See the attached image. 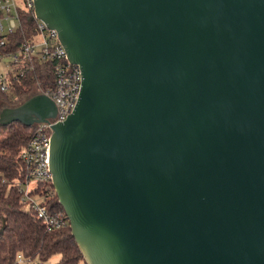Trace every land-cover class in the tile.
Listing matches in <instances>:
<instances>
[{
  "label": "water",
  "instance_id": "1",
  "mask_svg": "<svg viewBox=\"0 0 264 264\" xmlns=\"http://www.w3.org/2000/svg\"><path fill=\"white\" fill-rule=\"evenodd\" d=\"M83 74L52 185L87 264H264V0H34ZM57 114L37 93L0 112Z\"/></svg>",
  "mask_w": 264,
  "mask_h": 264
},
{
  "label": "trees",
  "instance_id": "2",
  "mask_svg": "<svg viewBox=\"0 0 264 264\" xmlns=\"http://www.w3.org/2000/svg\"><path fill=\"white\" fill-rule=\"evenodd\" d=\"M1 18V16H0ZM38 34L33 12L19 10V26L7 35V43L1 45L4 36L0 32V56L17 52ZM52 64L35 62L24 76L10 73V94L0 86L1 107H17L31 96L35 89L47 92L54 83ZM36 125L28 127L20 122L0 124V264H48L59 256L55 264H87L72 235L70 225L60 230H48L36 212L26 209L16 181L25 178V164L20 158L21 149L32 139ZM52 188L53 185H52ZM41 189L38 186V190ZM46 196V192L41 193ZM45 205L51 211L62 210L56 192L46 197Z\"/></svg>",
  "mask_w": 264,
  "mask_h": 264
},
{
  "label": "built area",
  "instance_id": "3",
  "mask_svg": "<svg viewBox=\"0 0 264 264\" xmlns=\"http://www.w3.org/2000/svg\"><path fill=\"white\" fill-rule=\"evenodd\" d=\"M23 3L22 5L20 3ZM23 8L33 12L37 22L40 42L25 43L17 52L0 56V86L2 91L10 94L12 87L9 82L10 73L14 76H24L26 70L35 62L51 63L54 75L53 86L43 92L49 96L57 107V114L47 122L36 124L32 139L21 149L20 158L25 164V178L16 181L21 201L26 209L36 212L39 219L48 230H60L70 225L65 211L54 210L45 205L46 196L55 193L52 188V173L50 170V149L53 126L65 122L76 108L80 99L83 82L82 70L78 65L72 64L67 51L62 45L58 32L49 29L45 23L35 17L34 0H0V32L4 36L1 45L7 43V35L13 33L19 26V10ZM10 59V67L3 69L1 63ZM34 183V185H33ZM38 186L41 188L38 190ZM46 192V196L41 193ZM21 261V258H20Z\"/></svg>",
  "mask_w": 264,
  "mask_h": 264
},
{
  "label": "rangeland",
  "instance_id": "4",
  "mask_svg": "<svg viewBox=\"0 0 264 264\" xmlns=\"http://www.w3.org/2000/svg\"><path fill=\"white\" fill-rule=\"evenodd\" d=\"M21 0H19V2H20ZM21 5L23 4L22 2L20 3ZM34 41L35 42H40L41 41V37L38 35V36H36L35 37V39H34ZM10 63H11V60L10 59H5V61L4 62H2L1 63V67L3 68V69H6V67H10ZM35 94H37V93H39V91L37 90V89H35V92H34ZM5 107H7V106H5ZM4 107V108H5ZM3 107H1V102H0V112L4 109ZM33 185H34V183H33ZM59 259H60V257L59 256H55V257H53L50 261H49V263L48 264H55L57 261H59ZM21 263L22 264H27L26 262H22V260H21Z\"/></svg>",
  "mask_w": 264,
  "mask_h": 264
}]
</instances>
